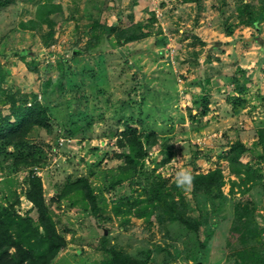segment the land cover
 Wrapping results in <instances>:
<instances>
[{
  "label": "rangeland",
  "instance_id": "1",
  "mask_svg": "<svg viewBox=\"0 0 264 264\" xmlns=\"http://www.w3.org/2000/svg\"><path fill=\"white\" fill-rule=\"evenodd\" d=\"M123 30L134 38L120 41ZM6 92L36 99L50 115L51 131L28 136L40 163L14 165L11 148L0 154V209L12 206L36 224L24 191L30 170L42 179L66 241L51 264H111L110 247L146 264L264 263V146L256 140L264 126V0H0V99ZM0 110L8 114L9 103ZM124 122L146 150L130 174L117 156L133 153L116 143ZM234 141L255 171L245 183L226 157ZM215 168L218 197L183 180ZM157 175L174 199L183 197L197 231L139 215L141 185ZM77 178L90 183L99 218L81 190L59 197ZM249 203L260 238L245 248L232 225L237 206Z\"/></svg>",
  "mask_w": 264,
  "mask_h": 264
},
{
  "label": "trees",
  "instance_id": "2",
  "mask_svg": "<svg viewBox=\"0 0 264 264\" xmlns=\"http://www.w3.org/2000/svg\"><path fill=\"white\" fill-rule=\"evenodd\" d=\"M257 17H251L250 21L255 26ZM120 41H128L134 37L131 33L123 30L117 34ZM25 50H21L23 54ZM236 82H238L236 80ZM239 91L242 88L237 86ZM203 104L199 115L207 113V99L202 98ZM9 103V113L3 114L0 110V154L6 153L8 148L12 151L8 154L14 157L13 164L18 166L35 165L40 163L43 155L39 148L30 145L28 136L35 128H44L51 131V119L46 106L33 99L27 104L26 99L15 98L14 94L6 92L0 99V104ZM193 117V116H192ZM117 145L121 148L130 147V151H123L117 156L123 157L125 165L122 171L135 172L137 169V159L144 158L146 150L140 140L138 130L129 123L124 122L122 130L117 133ZM156 134L148 136L147 143L151 145L156 141ZM256 140L264 146V126L256 129ZM171 148V146H170ZM29 149V150H28ZM34 149V150H33ZM246 151V146L240 141H234L227 153V160L231 171L237 174L239 181L245 183L250 175L254 174V169L242 164L240 155ZM170 153V152H169ZM167 157V156H166ZM163 159V162L167 161ZM1 165V160H0ZM241 173L244 175L242 176ZM190 182L194 190H202L215 197L221 195L220 185L222 184V172L220 168L212 169L208 172L190 174ZM244 177V179L242 178ZM119 181V180H118ZM27 187L24 195L27 200L36 208L37 223L34 224L30 216H22L13 210L12 206L0 209V264H51L57 253L66 245L64 237L58 233L48 205L44 198L42 179L30 170L26 177ZM165 181L159 175L147 185H141L145 194L141 201L145 203V208L139 211V215L155 214L159 221L175 220L190 231H197L199 221L187 215L186 202L183 197L174 199L169 190H165ZM264 187V183H262ZM73 190H81L89 203L91 213L95 217H100L96 196L92 191L90 183L85 178H77L73 182L66 184L59 197L66 195ZM250 204V203H249ZM252 205L245 204L237 206L235 210V220L232 229L240 233L239 244L249 245L259 240L260 228L253 219ZM248 246V248H249ZM247 248V247H245ZM111 255V264H146L145 260L133 257L113 247L108 248ZM253 264H264L261 257L255 256Z\"/></svg>",
  "mask_w": 264,
  "mask_h": 264
},
{
  "label": "clouds",
  "instance_id": "3",
  "mask_svg": "<svg viewBox=\"0 0 264 264\" xmlns=\"http://www.w3.org/2000/svg\"><path fill=\"white\" fill-rule=\"evenodd\" d=\"M182 176H183V180H188V179H190V177H188L186 173L182 174ZM183 180L178 181V182H183Z\"/></svg>",
  "mask_w": 264,
  "mask_h": 264
}]
</instances>
